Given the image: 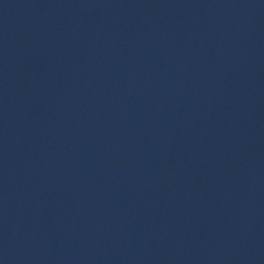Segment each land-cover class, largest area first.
I'll return each mask as SVG.
<instances>
[{
    "label": "water",
    "instance_id": "obj_1",
    "mask_svg": "<svg viewBox=\"0 0 264 264\" xmlns=\"http://www.w3.org/2000/svg\"><path fill=\"white\" fill-rule=\"evenodd\" d=\"M0 264H264V0H0Z\"/></svg>",
    "mask_w": 264,
    "mask_h": 264
}]
</instances>
